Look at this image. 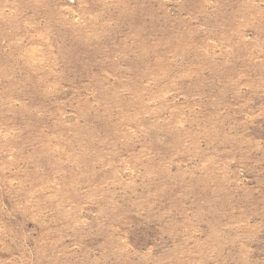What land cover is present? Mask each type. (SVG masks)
<instances>
[{
	"label": "rangeland",
	"instance_id": "obj_1",
	"mask_svg": "<svg viewBox=\"0 0 264 264\" xmlns=\"http://www.w3.org/2000/svg\"><path fill=\"white\" fill-rule=\"evenodd\" d=\"M0 264H264V0H0Z\"/></svg>",
	"mask_w": 264,
	"mask_h": 264
}]
</instances>
